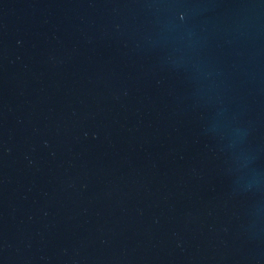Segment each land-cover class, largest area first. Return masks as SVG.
<instances>
[{"label": "water", "instance_id": "obj_1", "mask_svg": "<svg viewBox=\"0 0 264 264\" xmlns=\"http://www.w3.org/2000/svg\"><path fill=\"white\" fill-rule=\"evenodd\" d=\"M0 264H264V0H0Z\"/></svg>", "mask_w": 264, "mask_h": 264}]
</instances>
